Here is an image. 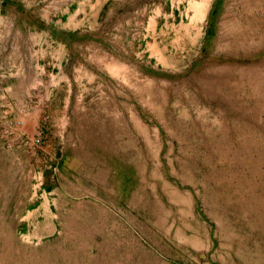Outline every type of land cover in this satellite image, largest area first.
<instances>
[{
  "label": "rangeland",
  "instance_id": "obj_1",
  "mask_svg": "<svg viewBox=\"0 0 264 264\" xmlns=\"http://www.w3.org/2000/svg\"><path fill=\"white\" fill-rule=\"evenodd\" d=\"M0 19L69 53L68 86L21 75L0 115V264H264V0H0Z\"/></svg>",
  "mask_w": 264,
  "mask_h": 264
},
{
  "label": "crops",
  "instance_id": "obj_2",
  "mask_svg": "<svg viewBox=\"0 0 264 264\" xmlns=\"http://www.w3.org/2000/svg\"><path fill=\"white\" fill-rule=\"evenodd\" d=\"M0 27L2 28L0 30V115L7 111L5 108L11 106L9 92L19 90L17 84L21 82L19 78L21 75L32 78L33 85L26 87L28 90H35L38 88L37 86L41 87L43 71L56 78L55 82L47 84L46 91L57 89L58 85L62 86L63 83L60 82L64 76L65 85L68 86L69 53L67 42L57 43V48H54L48 57H43L41 30L36 31L34 25L33 35L30 31L27 37L21 34V29L18 28L21 25L17 20L0 19ZM25 38H28L27 47L23 45L22 41ZM40 99L42 98L40 97ZM40 99L37 106H41L42 100ZM43 101L48 104L49 96Z\"/></svg>",
  "mask_w": 264,
  "mask_h": 264
},
{
  "label": "built area",
  "instance_id": "obj_3",
  "mask_svg": "<svg viewBox=\"0 0 264 264\" xmlns=\"http://www.w3.org/2000/svg\"><path fill=\"white\" fill-rule=\"evenodd\" d=\"M43 143V137L41 135H36L29 137L26 147L35 146L38 147Z\"/></svg>",
  "mask_w": 264,
  "mask_h": 264
}]
</instances>
